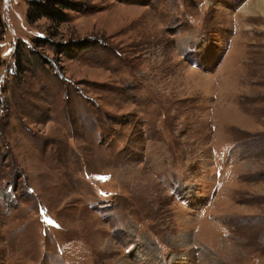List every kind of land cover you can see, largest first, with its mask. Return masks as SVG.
Here are the masks:
<instances>
[{
  "label": "rangeland",
  "instance_id": "1",
  "mask_svg": "<svg viewBox=\"0 0 264 264\" xmlns=\"http://www.w3.org/2000/svg\"><path fill=\"white\" fill-rule=\"evenodd\" d=\"M30 1L0 0V264H264V0Z\"/></svg>",
  "mask_w": 264,
  "mask_h": 264
},
{
  "label": "trees",
  "instance_id": "2",
  "mask_svg": "<svg viewBox=\"0 0 264 264\" xmlns=\"http://www.w3.org/2000/svg\"><path fill=\"white\" fill-rule=\"evenodd\" d=\"M67 7H69L68 4L61 0H32L29 3L27 19L33 20L40 16H46L57 21H64L67 14H65L63 9ZM1 23L2 21L0 16V25Z\"/></svg>",
  "mask_w": 264,
  "mask_h": 264
}]
</instances>
